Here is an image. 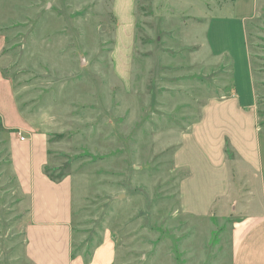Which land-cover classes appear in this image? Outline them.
Masks as SVG:
<instances>
[{
	"label": "rangeland",
	"instance_id": "rangeland-1",
	"mask_svg": "<svg viewBox=\"0 0 264 264\" xmlns=\"http://www.w3.org/2000/svg\"><path fill=\"white\" fill-rule=\"evenodd\" d=\"M223 1L134 0L132 20L119 23L115 0H0V73L48 135L46 173L71 179L73 256L109 238L114 264H232L243 212L233 170L230 196L206 215L180 208L184 135L234 83L229 59L203 38ZM246 29L264 133V0ZM28 202L0 128V264H31Z\"/></svg>",
	"mask_w": 264,
	"mask_h": 264
},
{
	"label": "crops",
	"instance_id": "crops-1",
	"mask_svg": "<svg viewBox=\"0 0 264 264\" xmlns=\"http://www.w3.org/2000/svg\"><path fill=\"white\" fill-rule=\"evenodd\" d=\"M261 1H223L207 20L204 44L213 57L225 56L233 63L234 83L228 96L207 102L181 149L180 168L186 174L180 179V208L186 213L206 215L217 196H230L232 170L238 177L243 212L230 229L232 264H264V133L258 125L246 38V22ZM133 8L134 0H115L112 9L121 23L132 20ZM33 126L24 117L14 83L0 73V128L13 178L29 201L25 257L31 264H114L115 245L109 238L89 256L72 255L71 179L54 180L46 173L48 135ZM232 159L238 165L232 163L230 172Z\"/></svg>",
	"mask_w": 264,
	"mask_h": 264
},
{
	"label": "trees",
	"instance_id": "trees-1",
	"mask_svg": "<svg viewBox=\"0 0 264 264\" xmlns=\"http://www.w3.org/2000/svg\"><path fill=\"white\" fill-rule=\"evenodd\" d=\"M232 64L230 63V66H231Z\"/></svg>",
	"mask_w": 264,
	"mask_h": 264
}]
</instances>
